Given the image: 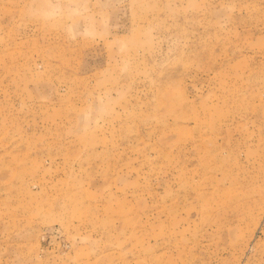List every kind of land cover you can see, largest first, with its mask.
<instances>
[{
  "label": "rangeland",
  "instance_id": "rangeland-1",
  "mask_svg": "<svg viewBox=\"0 0 264 264\" xmlns=\"http://www.w3.org/2000/svg\"><path fill=\"white\" fill-rule=\"evenodd\" d=\"M0 264H264V0H0Z\"/></svg>",
  "mask_w": 264,
  "mask_h": 264
}]
</instances>
